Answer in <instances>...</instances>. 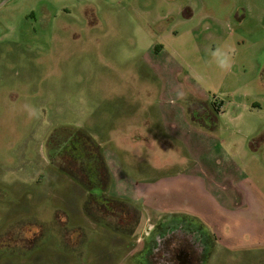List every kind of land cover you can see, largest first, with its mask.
Wrapping results in <instances>:
<instances>
[{"label": "rangeland", "instance_id": "obj_1", "mask_svg": "<svg viewBox=\"0 0 264 264\" xmlns=\"http://www.w3.org/2000/svg\"><path fill=\"white\" fill-rule=\"evenodd\" d=\"M203 110L206 133L177 141ZM120 131L162 139L160 160L189 152L204 222L109 201L154 178L145 146L114 147ZM262 135L264 0H0V264H144L169 221L208 233L206 264H264L262 238L215 221L262 198ZM108 146L123 172L106 189L90 153Z\"/></svg>", "mask_w": 264, "mask_h": 264}, {"label": "crops", "instance_id": "obj_2", "mask_svg": "<svg viewBox=\"0 0 264 264\" xmlns=\"http://www.w3.org/2000/svg\"><path fill=\"white\" fill-rule=\"evenodd\" d=\"M253 107H256L255 109H259L260 105L254 102ZM221 111L222 105L220 104V107L218 108V111L216 113L219 114ZM202 112L203 114L200 120H196L194 117H192V113H190L191 116L189 115L187 118L188 120L193 121L195 126H199L198 128L191 126L190 123H185L186 118L178 122V129L181 131L186 129L187 137L185 138V135H183L182 139H180L178 137L181 136H178L177 138H175L177 141L183 142V139H189V131L191 130H193L194 132L198 131L199 134H202V132L206 133V128L208 127L206 126V124H204V122L207 115L205 114L204 110ZM213 118L214 119L212 120L211 117L210 125L215 121V115ZM196 121H199L200 123H196ZM195 128L198 130H196ZM120 132H122V134L118 137V139L115 140L114 147L122 150L123 147H125L127 144H133L135 150H137L139 149V146H145L146 149L144 150V152L147 153H145L144 159L148 161V163L146 162V164L154 172V178H151L150 180H140L138 182L134 181V184L132 185L133 189L130 191L131 193L129 196H125V194L119 193L118 195H116V198L110 196V200L114 199L118 201H127L129 203L137 205L138 207H140L141 216L147 215V219H149L150 217L159 218L163 215V213L166 212H168L169 214H180L187 217H195L200 221L208 218L206 215L207 213L204 210V206L201 205L203 204V199H206V197L208 196L205 189L206 182H204L203 180H198L188 173L191 168L189 160L190 155L188 151H185L184 155H180L178 150H167L168 152L166 157H163V159L160 160V157L162 156L161 153L158 152V145L160 144V142L158 141H162V139L155 135H150L145 138L141 137V139H139V137L135 138L137 134H134L135 131ZM260 137L264 139V135ZM255 138L256 137H254L253 139L255 140ZM253 143L251 141V147L252 149H255V147L252 145ZM167 145L169 148L171 147V145ZM261 153L264 160V150ZM100 154L106 167L107 177L106 183H102V185H104L107 189L108 187H111L109 184L114 179H116V175L118 173L117 171L119 170L121 173L123 172L121 168V158L119 156V153H117L114 148L110 146L106 147V153L101 151ZM162 164L168 166L164 167ZM76 170L78 171L79 178V182H77L79 183V185L81 184L80 186L83 188V182H80V179H83V177L82 175H79V172H81L82 169ZM160 171H162L163 173H161ZM193 192L196 193L194 197H192ZM244 194L245 195L242 197L243 207H234L233 210L226 213L230 214V217L228 215L224 217V213L215 210V221H221L225 219L230 220V226L232 229L234 228V232L233 230H231L229 233L231 237H247V234H251L252 240L256 238H262L263 242L261 243H264V194L262 193V198L254 196L253 194L247 192H245ZM182 218L184 217L182 216ZM215 226H217V224H215ZM215 236L218 237L217 234H215ZM229 242L230 244H228V246L239 245L240 248L246 247L241 246L246 244L232 243V241ZM258 242H260V240H258ZM258 242L254 243L257 244Z\"/></svg>", "mask_w": 264, "mask_h": 264}, {"label": "flooded vegetation", "instance_id": "obj_3", "mask_svg": "<svg viewBox=\"0 0 264 264\" xmlns=\"http://www.w3.org/2000/svg\"><path fill=\"white\" fill-rule=\"evenodd\" d=\"M169 221L156 230L141 253L144 264H206L211 241L209 235L187 221Z\"/></svg>", "mask_w": 264, "mask_h": 264}, {"label": "trees", "instance_id": "obj_4", "mask_svg": "<svg viewBox=\"0 0 264 264\" xmlns=\"http://www.w3.org/2000/svg\"><path fill=\"white\" fill-rule=\"evenodd\" d=\"M91 154V156H92V160H94V157H96V161H94L93 163H94V165H95V167H96V169H97V171H99V172H101L102 171V174L104 175V177L107 179V177H106V167H105V165H104V162H103V160H102V157H101V154H100V152H99V149H98V153H97V156L95 155V153L93 154V153H90ZM97 164H96V163ZM101 170V171H100ZM104 183H106V180L105 181H103ZM113 200V201H112ZM109 201H111L112 203L114 202L115 203V201H114V199H109ZM116 201H118V200H116ZM110 202V203H111ZM118 202H121V203H124V204H127L128 206H132V207H134V208H137V207H135L136 205H134V204H132V203H129V202H127V201H118Z\"/></svg>", "mask_w": 264, "mask_h": 264}]
</instances>
